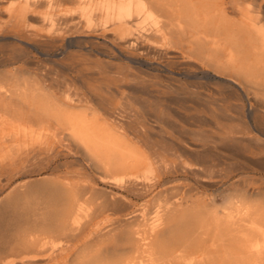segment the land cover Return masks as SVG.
<instances>
[{"label":"bare ground","instance_id":"1","mask_svg":"<svg viewBox=\"0 0 264 264\" xmlns=\"http://www.w3.org/2000/svg\"><path fill=\"white\" fill-rule=\"evenodd\" d=\"M0 4L3 39H14L53 63L56 77L47 76L52 87L59 84V75L62 84L89 88L109 82L115 86L107 93L122 100L136 98L142 81L161 77L172 81L177 74L207 80L214 76L231 89L238 87L254 103L249 112L255 133L249 137L250 153L255 171L264 176V0H4ZM93 36L104 39L106 46L96 45ZM30 57L20 54L11 61L40 64ZM31 74L15 68L0 78V104L11 109L14 102L24 101L57 118L93 162L100 180L124 195L114 190L102 193L90 183H59L20 194L19 187H12L10 197H16L5 203L8 212H0V264H264V198L243 200L238 212L228 216L207 205L194 211L190 204L188 211L175 212L174 203L165 215L136 213L132 199L155 202V186L144 180L125 141L88 119L90 106L82 112L72 109L75 102L110 97L99 91L88 95L63 91V100H57L45 92L48 85ZM105 112L121 120L140 113L120 108ZM121 129L137 142L150 130L131 125ZM150 207L146 204L145 210ZM109 211L112 228H93L97 214Z\"/></svg>","mask_w":264,"mask_h":264},{"label":"rangeland","instance_id":"2","mask_svg":"<svg viewBox=\"0 0 264 264\" xmlns=\"http://www.w3.org/2000/svg\"><path fill=\"white\" fill-rule=\"evenodd\" d=\"M0 2L4 3V0ZM0 6L4 8L3 5ZM36 27L41 28L42 25L37 24ZM3 37L0 30V78L13 72L15 68H21L32 71L33 79L48 85L45 92L57 100H63V91L82 92L86 95L99 91L110 97L107 91L115 85H108L109 82H105L101 87L89 88L82 83L62 84L63 77L59 75V84L52 87L47 76L56 77L52 72L54 64L44 61L35 51L26 49V45L14 39L4 40ZM93 37L91 41L96 45L106 46L104 39L96 40L95 36ZM70 50L75 52L76 48ZM20 54H30V59L38 60L40 64L28 66L21 62L18 64L15 60L11 61ZM33 55L37 58H33ZM119 64L127 66L125 63ZM199 72L201 76L204 75L200 70ZM62 75L72 78L70 73ZM174 78L172 81L161 77L140 82L134 99L110 97L101 100L93 97L94 100L87 104L75 102V107L72 108L76 112H82L90 106L92 109L88 119L106 128L111 135L124 140L134 163H140L144 180L148 185L155 186L154 194H158L155 202L150 204L147 199H132L137 204L136 213L147 211L151 217L165 215L169 212L167 206L174 203L175 212L183 208L188 211L190 204L194 211H199L203 205H207L210 211L228 216L232 211L235 214L238 212L237 209L243 200L264 198V176L260 177L255 171L257 169L250 153V138L255 134L249 113L250 105L254 104L253 100L238 87H235L237 90L234 87L231 89L230 85L214 76L207 80L196 78L193 74H177ZM10 108L0 104V212L9 211L5 203L9 204V201L16 197H10L9 193L12 187L16 186L19 187L16 191L18 194L26 190L48 189L52 188L53 184L67 182L90 183L102 193L115 191L100 180L93 169V162L84 155L82 148L68 137V131L63 129L57 118L44 115L37 110V106L24 101H16ZM106 108L140 113L137 118L132 116L121 120L114 115L108 116L106 112L105 114ZM94 111L99 113L93 115ZM130 125L150 130L146 134L141 133L140 142H137L133 134L121 131V126ZM115 192H118V196L124 195L121 191ZM180 201H184L183 207H179ZM146 204L151 207L145 210ZM15 210L17 211L12 209V213ZM100 215L97 214L93 228L100 225L105 231L112 228V213L109 211Z\"/></svg>","mask_w":264,"mask_h":264}]
</instances>
